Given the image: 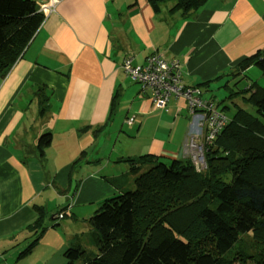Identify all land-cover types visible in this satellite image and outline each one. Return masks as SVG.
Instances as JSON below:
<instances>
[{"label":"crops","instance_id":"0c3cea01","mask_svg":"<svg viewBox=\"0 0 264 264\" xmlns=\"http://www.w3.org/2000/svg\"><path fill=\"white\" fill-rule=\"evenodd\" d=\"M32 1L38 9L49 2ZM170 6L153 11L148 0H57L22 56L0 77V264H66L67 247L87 243L97 203L124 185L112 179L130 175L116 159L189 157L188 140L198 124L185 99L171 96L166 110L154 108L149 94L123 71L124 58L141 63L159 53L175 59L185 86L212 80L200 89L203 98L214 99L216 89L227 96L224 85L237 80L232 68L264 47V0H207L186 17ZM241 75L245 83L238 85L253 82ZM39 94L48 97L43 114ZM114 95L106 129L97 138L90 130L80 133L105 121ZM47 132L51 141L40 155L37 139ZM81 152L85 156L69 176ZM38 207L46 211V229L19 257L32 239L26 226Z\"/></svg>","mask_w":264,"mask_h":264},{"label":"trees","instance_id":"16d2710c","mask_svg":"<svg viewBox=\"0 0 264 264\" xmlns=\"http://www.w3.org/2000/svg\"><path fill=\"white\" fill-rule=\"evenodd\" d=\"M206 1L148 0L153 11L171 3L169 11H180L183 17ZM44 18L32 0H0L1 78L22 56ZM252 65L264 76V47L244 57L230 72L238 78L224 85L228 90L224 99L234 100L235 109L204 150L205 167L197 170L190 156L144 154L116 159L128 166L130 175L112 179H121L124 185L97 203L88 218L90 244L67 247L66 264H264V256L250 263L232 250L248 232L264 245V88L255 81L246 87L238 85L241 74L247 76L245 71ZM115 104L114 95L105 121L78 131L90 130L97 138L110 123ZM243 104H251L254 112ZM48 107V97L39 94L38 113ZM50 141L49 132L38 137L40 155ZM84 156L81 152L72 162L69 176ZM45 213L38 207L36 218L26 226L32 239L19 257L28 254L45 231Z\"/></svg>","mask_w":264,"mask_h":264},{"label":"built area","instance_id":"2783aa9c","mask_svg":"<svg viewBox=\"0 0 264 264\" xmlns=\"http://www.w3.org/2000/svg\"><path fill=\"white\" fill-rule=\"evenodd\" d=\"M57 0H49L40 6L46 16L54 11ZM123 71L140 87L141 92L148 93L154 108L166 110L171 96L185 99L189 113L197 118L198 130L188 141L189 156L195 168L205 167L204 150L213 143L224 128L228 118L218 109L214 100L203 98L197 86H185L181 80V68L177 60H167L159 53H153L140 64L132 63L131 57L122 61ZM133 117L126 122L131 123ZM62 215L59 214L58 218Z\"/></svg>","mask_w":264,"mask_h":264},{"label":"rangeland","instance_id":"374dc122","mask_svg":"<svg viewBox=\"0 0 264 264\" xmlns=\"http://www.w3.org/2000/svg\"><path fill=\"white\" fill-rule=\"evenodd\" d=\"M252 69L249 70L246 74L250 77V79L252 81H254L256 78L259 79L258 84L264 86V76H262L260 74L259 69L256 66H252ZM244 77H240L239 81L244 85L245 83V79H243ZM242 87H246L243 86ZM216 93L212 94L214 100L216 102V104H218V108L224 111V114L226 115L227 118H230L233 114V111L235 109V106L233 105V100L230 101H226L225 95L227 94V91L225 92V90H223L221 87L219 89L215 90ZM222 101L224 103H218L219 101ZM235 101L240 102V99H236ZM225 106V107H224ZM244 107H246V109L250 112H254V107L251 104H243ZM197 133V132H196ZM195 133V134H196ZM192 135L191 137L195 136ZM190 137V138H191ZM137 138H140L142 141H145V138L143 136H138ZM135 138V139H137ZM189 138V139H190ZM189 141V140H188ZM139 146V141H135V145H134V149H137ZM136 153V152H135ZM119 166V165H118ZM122 167V166H120ZM87 244H90V240L87 241ZM87 244L85 243V246H87ZM88 247H91V245H88ZM234 252V255L239 256H245L250 263L254 262V260L258 259L259 257H263L264 256V245L260 244L259 242H257L253 237L252 234L250 232L248 233H244L240 236L239 240L237 241V243L235 244L234 248L232 249Z\"/></svg>","mask_w":264,"mask_h":264}]
</instances>
